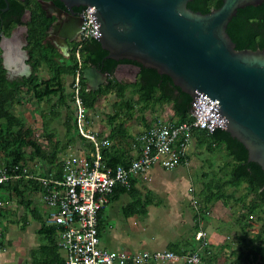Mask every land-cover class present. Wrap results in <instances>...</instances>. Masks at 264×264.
Masks as SVG:
<instances>
[{
	"label": "trees",
	"instance_id": "1",
	"mask_svg": "<svg viewBox=\"0 0 264 264\" xmlns=\"http://www.w3.org/2000/svg\"><path fill=\"white\" fill-rule=\"evenodd\" d=\"M7 2L9 10L2 13L7 5L3 0H0L1 18L3 21L11 20V24L3 28L7 32L6 35L19 24L23 10L27 8L30 12V19L24 25L27 28L28 64L32 68V72L29 77L9 80L2 65L0 50V171H6L7 176L12 178L0 184V202L2 207L3 204L14 198L20 205L28 208L30 202L26 200L27 194L40 188L34 178L26 177L36 175L37 170L34 168L36 166L34 162H44L55 166V177L60 178L61 159L58 158V154L65 146L61 148V143L58 141L53 143L55 136L46 133L48 130L44 129L42 136L47 142V147H44L36 136L35 129L28 125L24 118L16 116L13 109L16 106L22 107L28 96L37 105L47 104L49 120H60L63 117V112L67 111L63 124L69 129L71 121L68 113L71 110L70 102L73 103L71 85L77 70V62L74 51L70 59L65 61L52 46L44 42L50 21L46 19L36 1H30L33 5H22L17 0H7ZM56 3L58 4L59 1L56 0ZM221 4L222 0H192L187 4V8L193 12L206 14L219 8ZM59 5L61 4L59 3ZM81 8L84 9V7ZM226 32L235 44L236 50L264 49V2L260 6L239 9L236 16L228 23ZM80 55L83 69L92 65L109 76L107 83L95 92L86 90V81L81 77L80 98L86 114L88 112L97 113L98 105L108 95L113 96L116 100L111 105L112 114L106 116L110 133L104 138L112 145L103 148L101 152L105 167L114 168L118 165H127L130 162L127 154L131 145L139 146L137 137L157 122V119L152 123L147 121L144 117L146 112L156 114L157 111L161 112L165 107H169L172 112L171 123L180 124L191 120L189 110L192 98L173 86L172 81L166 75H160L153 69L141 67L135 82L118 81L113 76L118 65L137 64L126 60L107 59V52L96 40H89L83 44ZM68 80H70L69 83ZM52 99L57 101L52 103ZM42 114V119H44L45 114ZM121 114L128 121L137 120L141 123L142 132L135 136L130 135L127 130L128 123L122 120L118 122ZM100 137L103 138V135L101 134ZM78 138L80 137L78 136ZM67 140L66 146L70 145L69 142H72L73 138L68 137ZM80 140L84 139L80 138ZM191 145L194 149H204L207 153L216 156L223 154L228 162L221 169L225 171L224 177L207 183L204 187L188 251L193 252L198 249L195 235L202 228L200 222L205 223V215L210 214L215 204L220 202L223 206L228 207L227 205L232 203L234 207L238 208L234 213L236 226L234 229H230L234 241L232 244L231 242L227 244L224 241L220 246L210 244L200 251L202 262L204 264H219L218 254L225 249H231L229 254L233 258L231 264H264V174L261 168L255 163L247 162V152L244 147L225 130L217 129L211 134L203 130H195L192 133ZM120 146L124 147L125 151L119 152ZM88 148L90 149V146ZM186 161L187 156L185 155L179 165H184ZM30 164H32V168L28 167ZM117 188L118 192L126 190L118 186L114 192ZM227 188L237 192L241 191V193L238 195L227 193ZM3 211L6 210H0V219L5 216L6 212ZM48 213L49 209L47 216ZM228 223L230 221H227ZM42 226L48 237V245L44 251L54 253L57 249L55 232H58L59 229L57 227L47 228L44 224ZM248 234L251 236L249 237ZM1 243L0 240V246ZM180 253L184 255L186 251ZM226 258L228 257L226 256ZM226 264H230L229 260Z\"/></svg>",
	"mask_w": 264,
	"mask_h": 264
},
{
	"label": "water",
	"instance_id": "2",
	"mask_svg": "<svg viewBox=\"0 0 264 264\" xmlns=\"http://www.w3.org/2000/svg\"><path fill=\"white\" fill-rule=\"evenodd\" d=\"M58 1L64 10L52 1H39L47 17L57 18L49 28L50 34H58L56 48L67 51L72 26L75 32L81 24L73 9L88 12L93 7L96 34L91 40L98 41L107 59L137 64L117 69L128 66L138 73L143 67L169 77L192 98L189 114L204 120L209 132L225 130L244 147L247 162L264 174V49L236 50L226 32L239 9L260 6L264 0H222L206 14L188 9L192 0ZM0 50L3 68L10 72L18 44L3 37ZM19 74L29 77L31 69L24 66ZM108 77L92 65L82 71L88 92L98 91Z\"/></svg>",
	"mask_w": 264,
	"mask_h": 264
},
{
	"label": "built area",
	"instance_id": "3",
	"mask_svg": "<svg viewBox=\"0 0 264 264\" xmlns=\"http://www.w3.org/2000/svg\"><path fill=\"white\" fill-rule=\"evenodd\" d=\"M83 10L82 28L74 55L77 62L71 92L75 107V127L79 137L86 140L91 149L86 156L70 155L65 157L61 165V177L49 175L36 178L41 187L42 201L49 209L45 218L46 226L57 227V247L65 253V264H170L181 261L184 264H204L200 251L210 245L208 234L200 229L195 240L199 242L196 251L177 256L173 252H139L128 254L123 251H107L100 248L98 234V214L109 203V197L116 187L128 189L135 177H145L155 165L167 170L175 169L185 157L192 143V133L206 128L204 120H191L180 124L169 121L156 123L137 137L139 155L127 165L114 168L105 167L102 160V149L108 141L99 133L85 130V108L80 98L83 64L80 49L96 34L91 22L90 13ZM12 179L6 171H0V184ZM190 205L198 209V202L191 199ZM1 206V203H0Z\"/></svg>",
	"mask_w": 264,
	"mask_h": 264
},
{
	"label": "crops",
	"instance_id": "4",
	"mask_svg": "<svg viewBox=\"0 0 264 264\" xmlns=\"http://www.w3.org/2000/svg\"><path fill=\"white\" fill-rule=\"evenodd\" d=\"M120 69H124V67H120ZM65 112H63L62 121L57 124L60 125L59 131L63 132L65 129L68 136L67 127L63 124ZM105 122V126L99 124L96 127V132L101 133L103 138L110 133V126L106 120ZM140 132L142 130L133 136ZM60 136L64 139L63 144H60L61 148L65 146L63 150H70L71 152L59 159L63 160L70 155L86 156L89 146L86 141H81L77 135H74L71 137L73 141L66 146L69 136L64 134ZM56 141V137H53V143ZM111 145L108 142L107 147ZM119 149V152L125 151L124 147L120 146ZM81 151L83 155L79 154ZM127 155L129 161L137 158L139 146L131 145ZM34 163L36 165L34 168L41 173L26 177L41 178L56 175L55 166L38 161ZM182 166L179 165L177 168L182 169ZM173 170L155 165L145 177L133 178L130 187L124 192H118V188L115 192L113 191L109 197V203L98 214V234L101 249L123 251L128 254L146 251L152 253L170 251L177 256H182L183 254L180 252L190 253L188 247L190 238L193 237L192 231L197 213L194 207L191 208L192 213L189 212L190 209H183L182 198L173 194V190L170 188L174 186L167 188L169 176L170 181L175 183L176 175L174 174L172 178L171 175H164V173ZM40 188L27 194L26 200L30 202L28 208L20 205L14 198H11L10 202L3 204L0 208V210H6L3 211L6 212L5 216L0 219V240L2 241L0 264H65V253L58 247L54 253L44 251L48 245V237L45 235L42 225L46 226L45 218L48 208L42 201ZM155 193L163 197L156 199L153 197ZM187 198L189 201L188 195ZM200 223L201 229L205 231L204 224ZM51 227L53 226H47V228ZM56 241L57 232H55V245ZM213 245L215 246L214 243ZM197 246L199 247V242H197ZM170 264L184 263L177 261Z\"/></svg>",
	"mask_w": 264,
	"mask_h": 264
},
{
	"label": "rangeland",
	"instance_id": "5",
	"mask_svg": "<svg viewBox=\"0 0 264 264\" xmlns=\"http://www.w3.org/2000/svg\"><path fill=\"white\" fill-rule=\"evenodd\" d=\"M17 54L13 56L15 59H17ZM123 70H118L116 72V77L121 82L129 83L132 81L130 78V75H127L126 73L122 72ZM70 80H68V83ZM55 100L52 99V103ZM57 101V100H56ZM55 101V102H56ZM115 98L113 96H107L104 100L100 102L97 108V113L95 112H88L86 114V118L88 122L85 125V130L90 133H96L97 125L102 124L106 125L105 123V115L112 114V107L113 103L115 102ZM48 106L45 103L42 104H36L30 97H26L25 103L22 107H14L13 111L16 116H20V118H24V120L27 122L28 125H30L32 128L36 131V136L40 139L41 144L44 147H47V142L42 136V132L44 129H47L48 131L46 133H51L56 137V140L63 144L64 139L61 134H66V130L64 129L63 132H60V125L57 124L60 122V120L55 121V119L49 120L50 114L47 113ZM44 110V111H43ZM74 106H71V110L68 113L69 120L71 121L69 129L67 131L69 132V137H72L76 135V127L74 124L75 120V111ZM42 113L45 114V118L42 119ZM144 117L147 121L152 123L156 119L161 120L162 122H168L169 119L172 118V112L169 107H165V109L161 112L157 111L156 114L151 112H146L144 114ZM125 116L121 114L120 119H118V122L120 120L127 122L128 127V133L130 135H134L136 132L143 130L141 123H139L137 120H124ZM43 123V124H42ZM46 123V124H45ZM53 124V125H52ZM43 126V128H42ZM62 126V125H61ZM45 132V131H44ZM86 144V143H85ZM87 145V144H86ZM70 150H63L58 154V158L64 157L67 154H69ZM79 154L83 155V152H79ZM84 156V155H83ZM187 161L182 166V169L175 168L173 171L165 172L164 175H171L173 178V175L175 174L174 182L170 181V176L167 181V188L170 187L173 190V194L179 195L182 198V207L185 210H189L190 213L193 212V207L190 206V199H195L198 204V209L201 206V199L203 198V192L204 187L207 185V183L214 182L215 180L222 179L224 177L225 171H222L221 169L226 165L228 162L223 154L220 156H216L215 154H209L204 149H194L193 146L190 144L187 151H186ZM31 165V166H30ZM28 167H32V164H30ZM40 171H37L36 175L40 174ZM205 174L206 176L203 177L202 175ZM227 193H232L233 195H238V193H241V191H236L233 189H226ZM187 195L189 196V201L187 198ZM154 198H160L163 196H160L158 193L154 194ZM201 201V202H200ZM228 207L223 206L220 202H217L214 206V208L211 210L209 215H205V231L208 232V240L211 241L210 243L215 246H220L226 241L227 244L234 241L233 239V233L230 232V229L235 228L234 224V213L237 212V207H234L232 203L227 205ZM211 207V206H210ZM230 207V208H229ZM192 208V209H191ZM208 211L210 209H207ZM227 221H230V223L227 224ZM210 232V233H209ZM217 234V235H216ZM250 237L251 234H248ZM233 246V245H232ZM230 250H223L218 254V262L219 264L227 263V260H229V263L231 264L233 262V258L229 256ZM226 256L228 258H226Z\"/></svg>",
	"mask_w": 264,
	"mask_h": 264
},
{
	"label": "flooded vegetation",
	"instance_id": "6",
	"mask_svg": "<svg viewBox=\"0 0 264 264\" xmlns=\"http://www.w3.org/2000/svg\"><path fill=\"white\" fill-rule=\"evenodd\" d=\"M17 1L21 2L22 5H29V4L33 5V4L30 3V1H36V3L39 5L40 9L42 10L41 4L39 3V1H41V0H17ZM42 1H45V2L52 1V2H54V4L57 6V8L59 10L60 9L64 10V6L60 2L59 3L61 5H59V3L57 4L56 0H42ZM8 10H9V6H6L2 10L3 11L2 13H6V12H8ZM73 10H74V12H75V14H76V16L78 18V21L81 23L79 26H77L78 27L77 31H81L82 22H83L82 21V17H81V13H82V11L84 9L83 8L80 9V7H77V8H74ZM42 11L44 12L46 19L50 21L44 42L49 44L50 46H52L61 55V59L62 60L68 61L70 59V56H71L72 52L76 48V44H77V41H78V39L80 37V33H78L76 31V27H75V32H74L73 31L74 28L72 26V29L70 30V31H72L70 33V37H71L72 40L71 41H67V51H62V50H60V48H56L54 39L55 38H59L58 34H54V33L50 34L49 33V28H50L51 24L54 23L57 20V18L54 15L51 16V17H47L46 12L44 10H42ZM9 13L12 15L11 12H9ZM61 18H62V20L63 19L65 20L64 16H62ZM29 19H30V12L26 8L25 10H23V14L20 17L19 24L14 26V28L8 33V35H6L7 32L3 28L7 27L9 24H11V20L10 21L9 20H4L3 21V19L0 16V44H1L2 38L5 37V38H9V39H14L15 42L18 44V48H19V51H18L19 53L16 56L17 59L14 58V66L12 67L10 72L6 73V76L12 77L13 79H18V78L20 79L21 78L20 76H16V75H20L19 73H22L24 71V66H27L28 68H30L31 72H32V68L28 64L29 53H28V50H27V40H26L27 28L24 25L25 23H27L29 21ZM16 53H17V51H16ZM4 54H7V53H4ZM5 61L6 60H4V63H5ZM122 67H124V66H121V68ZM125 67H124V69H120V68L117 69L116 68V70H115V72L113 74L114 78L117 79V77L115 75H116V72L118 70H123L122 72L126 73L127 75H130V78L132 79L131 82H135L137 77H138V73L139 72L136 73V70L134 68H130L128 66H125ZM131 82H129V83H131Z\"/></svg>",
	"mask_w": 264,
	"mask_h": 264
},
{
	"label": "clouds",
	"instance_id": "7",
	"mask_svg": "<svg viewBox=\"0 0 264 264\" xmlns=\"http://www.w3.org/2000/svg\"><path fill=\"white\" fill-rule=\"evenodd\" d=\"M82 71H83V69H82ZM72 86V85H71ZM71 105H73V103L71 104ZM74 106V105H73ZM74 111H75V107H74ZM85 115H86V112H85ZM85 119H86V117H85ZM74 122H75V120H74ZM86 123H87V120H86ZM75 124V123H74ZM77 133V132H76ZM77 137H78V134H77ZM81 138V137H80ZM79 138V139H80ZM102 138V137H101ZM82 139V138H81ZM86 141V140H85ZM87 142V141H86ZM88 143V142H87ZM89 145V144H88ZM90 146V145H89ZM88 146V147H89ZM90 149H91V147H90ZM90 149L89 148H87V152H89L90 151ZM87 155V154H86ZM133 160V159H132ZM62 161L63 160H61V165H62ZM61 170V169H60ZM34 180L36 181V178H34ZM37 182V181H36ZM114 191V190H113ZM113 193V192H112ZM1 203V202H0ZM1 207V206H0ZM208 234V233H207Z\"/></svg>",
	"mask_w": 264,
	"mask_h": 264
}]
</instances>
